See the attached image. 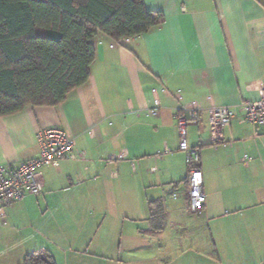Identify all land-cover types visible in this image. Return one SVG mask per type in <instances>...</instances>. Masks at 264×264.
Returning <instances> with one entry per match:
<instances>
[{"label": "crops", "instance_id": "obj_1", "mask_svg": "<svg viewBox=\"0 0 264 264\" xmlns=\"http://www.w3.org/2000/svg\"><path fill=\"white\" fill-rule=\"evenodd\" d=\"M143 1L164 15L162 24L113 48L99 34L84 85L59 105L0 117V165L36 157L45 128L76 139L74 159L44 169L43 194L8 209L0 251L12 247L14 263L42 248L56 264H241V254H264V130L240 121V106L259 98L264 78V0ZM161 86L232 113L224 129L230 149L210 144L206 116L187 128L189 144L200 149L201 215L184 199L177 101L161 95L159 114L145 116L150 90ZM21 227L48 243L30 248Z\"/></svg>", "mask_w": 264, "mask_h": 264}, {"label": "trees", "instance_id": "obj_2", "mask_svg": "<svg viewBox=\"0 0 264 264\" xmlns=\"http://www.w3.org/2000/svg\"><path fill=\"white\" fill-rule=\"evenodd\" d=\"M163 22L143 0H0V117L59 105L84 85L99 34L118 41ZM22 264L56 263L42 248Z\"/></svg>", "mask_w": 264, "mask_h": 264}, {"label": "built area", "instance_id": "obj_3", "mask_svg": "<svg viewBox=\"0 0 264 264\" xmlns=\"http://www.w3.org/2000/svg\"><path fill=\"white\" fill-rule=\"evenodd\" d=\"M125 37L114 41L115 45H126L134 38ZM101 44V41H97ZM153 98V106L145 111L146 117H156L159 114L160 96H172L178 103L174 118L178 134L177 149L184 154L188 176L185 181L184 199L188 211L195 215H201L206 202V194L203 191V173L200 169V149L188 142V126H196L202 116H206V124L209 134V142L214 148L230 149L232 141L224 137V129L229 126L232 113L227 106L209 105L203 107L198 101H185L180 89L170 90L165 86L150 90ZM259 98L256 101H245L240 106V121L251 125L255 131L264 130V78L260 81ZM209 100L210 97H207ZM39 152L36 157L17 163L0 165V225L6 226L8 209L17 201L26 196H39L43 194V171L47 167H59L61 161L74 159L76 139L59 126H53L38 132ZM165 148L158 151L162 156L168 153ZM249 156L245 154L243 161L247 163ZM179 192L171 194L173 200H178Z\"/></svg>", "mask_w": 264, "mask_h": 264}, {"label": "rangeland", "instance_id": "obj_4", "mask_svg": "<svg viewBox=\"0 0 264 264\" xmlns=\"http://www.w3.org/2000/svg\"><path fill=\"white\" fill-rule=\"evenodd\" d=\"M34 214L35 213L29 214L28 217L29 219H31V221L37 222L38 221L36 218L37 216L36 214L35 215ZM6 222L8 226H5V227L0 226V233L1 231H5L6 229L11 228L9 225V221L6 220ZM19 237H20V240H22L23 242H26L27 245L30 246V248L42 247L48 243L47 238L41 237L38 233L35 232L34 229H28L26 227H21L19 229ZM0 241H3V243L7 241V236L3 235V239L1 238ZM2 245L3 244L0 243V248L2 247ZM10 248H8V246L6 245L3 249H1L0 264H17V263L12 262L14 257L12 254L13 251H11ZM239 259L240 261L237 260L236 262L241 263V264H264V254H261V256L257 254L256 256L255 255L251 256L249 254L248 255L241 254L239 256Z\"/></svg>", "mask_w": 264, "mask_h": 264}]
</instances>
